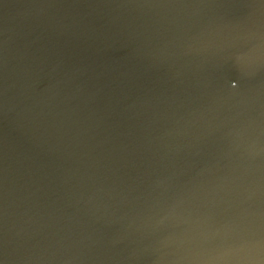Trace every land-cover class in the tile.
Wrapping results in <instances>:
<instances>
[{
	"label": "water",
	"instance_id": "water-1",
	"mask_svg": "<svg viewBox=\"0 0 264 264\" xmlns=\"http://www.w3.org/2000/svg\"><path fill=\"white\" fill-rule=\"evenodd\" d=\"M0 264H264V0H0Z\"/></svg>",
	"mask_w": 264,
	"mask_h": 264
}]
</instances>
